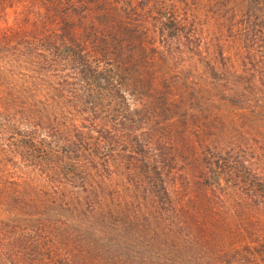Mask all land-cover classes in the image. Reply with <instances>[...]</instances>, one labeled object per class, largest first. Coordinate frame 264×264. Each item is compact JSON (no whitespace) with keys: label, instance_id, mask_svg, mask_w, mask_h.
Here are the masks:
<instances>
[{"label":"trees","instance_id":"1","mask_svg":"<svg viewBox=\"0 0 264 264\" xmlns=\"http://www.w3.org/2000/svg\"><path fill=\"white\" fill-rule=\"evenodd\" d=\"M264 260V0H0V264Z\"/></svg>","mask_w":264,"mask_h":264},{"label":"rangeland","instance_id":"2","mask_svg":"<svg viewBox=\"0 0 264 264\" xmlns=\"http://www.w3.org/2000/svg\"><path fill=\"white\" fill-rule=\"evenodd\" d=\"M257 264H264V260L261 259V258H259V259L257 260Z\"/></svg>","mask_w":264,"mask_h":264}]
</instances>
